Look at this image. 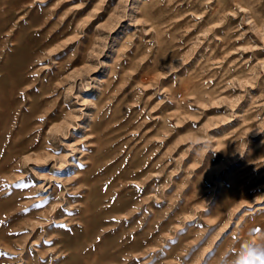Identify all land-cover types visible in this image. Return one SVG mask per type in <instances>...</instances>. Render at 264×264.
Returning <instances> with one entry per match:
<instances>
[{
  "label": "rangeland",
  "instance_id": "1",
  "mask_svg": "<svg viewBox=\"0 0 264 264\" xmlns=\"http://www.w3.org/2000/svg\"><path fill=\"white\" fill-rule=\"evenodd\" d=\"M260 236L264 0H0V264H230Z\"/></svg>",
  "mask_w": 264,
  "mask_h": 264
},
{
  "label": "clouds",
  "instance_id": "2",
  "mask_svg": "<svg viewBox=\"0 0 264 264\" xmlns=\"http://www.w3.org/2000/svg\"><path fill=\"white\" fill-rule=\"evenodd\" d=\"M230 264H264V236L244 242L239 254Z\"/></svg>",
  "mask_w": 264,
  "mask_h": 264
}]
</instances>
